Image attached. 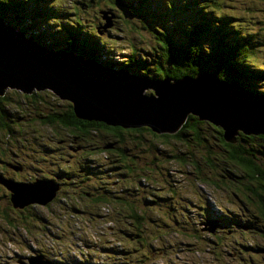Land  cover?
I'll list each match as a JSON object with an SVG mask.
<instances>
[{
	"label": "trees",
	"instance_id": "1",
	"mask_svg": "<svg viewBox=\"0 0 264 264\" xmlns=\"http://www.w3.org/2000/svg\"><path fill=\"white\" fill-rule=\"evenodd\" d=\"M36 1L32 0L24 7L17 8L23 13L18 14L15 12L11 16L5 13L9 0L4 3L3 0H0V15L3 16L4 23L0 27L10 28L9 35L22 39L27 35L32 40L31 42L26 39L29 46H32L34 42H40L44 45L41 34L47 32L49 36L56 40V43L62 40L67 41V45L59 49L74 51L85 57L93 58L95 61L103 62L107 67L126 71L131 75L161 80L164 77L177 79L207 72L215 75L220 80L239 87L245 92L264 96V87L262 86L264 84V64L258 63L259 57L254 55V40L257 35L264 33V19L259 16L258 20H250L251 27L257 25L255 30L242 23L238 24L237 19L240 16L228 15L221 11L224 5L233 0H206L205 8L202 6L203 0H170V5L167 0H157L160 5L164 6L166 4L174 7L180 14V25L185 30L181 31L183 37L180 34H177V36L186 38L187 41L181 53L173 44L175 14L169 12L165 16L158 15L154 10L157 5H143L140 0H106L108 3L104 4H100V0H94L93 6L89 3V0H66L65 2L51 0L49 4H46L45 11L37 8L33 15H28L27 8L29 5L35 3L41 6V2L39 4ZM261 1L264 3V0ZM76 3L82 5V10L94 11L95 9L96 11H104L112 19L117 18V20H120V15L127 11L132 16H138L140 22L144 25V29L159 27L158 35L155 36V41L151 42L148 39L122 34V28L112 32L113 28L98 22L99 18L97 16L87 20L84 13L81 14L79 10L75 9ZM115 6L120 8L118 14L114 10ZM263 11L264 8L261 13ZM39 13H42L39 19H44L46 15L49 16V19L41 21L37 18H31V16ZM72 13L76 14V16L73 17ZM66 19L71 20L75 25L71 26L64 23ZM200 21L206 22L202 23ZM209 30L217 36V39L214 40L211 47H205V50H203L204 36L202 34ZM45 46L50 49L51 47L56 49L54 48L55 45ZM86 46L91 49H86ZM177 47L181 49V44L177 43ZM172 51H177L180 61L172 57ZM260 56H264L263 51H261ZM181 64L186 67L180 66ZM153 93L154 91L149 89L146 94ZM10 94V96H0L2 116L0 130H13L12 127H3L2 123H5L4 120L8 119V109L16 107L17 110L12 112V117L20 116L24 119L38 121L40 126L47 128L52 133L57 135L64 134L61 139H79L80 142H77V144H81L82 148L88 144L94 151L106 152L107 156L111 158V162L108 165L117 167V170H104L102 168L88 170L86 167L78 165L76 168L73 167L75 171L72 174L77 175L79 182L72 181V183L66 179V166L51 168V174L56 179L65 182L62 185L66 186V190H68L67 195L63 194L66 201H68L67 197L72 198L74 196L82 197L81 201L84 198L90 199L89 202L81 203L82 206L77 207L79 211L87 212L89 214L88 218L76 210H72L71 216H66V223H70L71 229H74L75 232H77L76 228L91 227L94 230H98L112 223V228H117L124 233L126 231L123 227L132 230L133 238L135 236L141 237L142 235L139 231H143L150 236L149 241L151 243L157 244V246H149L146 249L141 244L128 242L131 247L129 252L132 258L121 261L120 264H160L159 260L166 264L169 260V253L183 248L179 244L169 245L171 242H180L188 239L189 245L199 249L204 248V241L209 239L204 235L200 236L201 233L197 231L196 226L198 227V225L194 218L189 223L183 217L174 215V222H179L184 226V230H177L175 233H170L164 228L157 229L151 224L144 223L146 215L143 212L145 211L134 204L137 199L146 197L142 194L144 190L135 185V182L140 179L154 184L155 191L151 189V192L160 191L161 193L174 190L176 185L182 183L177 182L180 178L183 180L190 179L189 176L199 180L201 183H205L211 189L229 190L233 188L232 184L236 182H246V186L242 191L232 189V193H234L233 195L241 204H247L245 200H253L255 205L253 212L256 220H259L261 225L258 235H256L257 233L253 234L251 238L238 243L236 248L239 252L249 256L255 251H264V242H260L257 238L264 231V133L239 131L234 136V140H229L222 126L215 125L207 119H200L194 115H189L180 128L170 132L168 130H155L150 125L128 128L121 125H110L102 119L95 120L79 117L76 115L71 101L61 99L49 89H43L38 92H23L22 90L13 89ZM19 112L21 113L19 114ZM163 121L167 124L171 123L166 118ZM5 124L10 126L7 123ZM7 134L9 133L7 132ZM39 134L44 136L42 132H39ZM72 145H76V142ZM57 146L65 151L62 144ZM20 151L24 153L25 149L19 148L17 156L22 155ZM58 156L60 155L58 154ZM27 157L30 162L32 161L31 163L37 164L41 168V165L36 163L39 158L36 159L34 155H28ZM41 157L43 158V155ZM162 159H165V163H161ZM172 160L183 164V167L177 171L173 170L175 168L168 164ZM5 165L6 167H0V182L3 181L2 183L6 189L10 191L14 189V185L6 182V179L24 181L20 184L22 188L26 186V181L33 179V177L19 179L14 176V174L19 172L22 166L21 163L15 165L14 168L10 162H5ZM187 165L190 166V169L186 168ZM140 173L145 174L146 177L140 175ZM91 177H94L95 182L90 189V193L93 195L82 196L84 187L89 186L87 183L90 182L89 178ZM174 177H176L177 181ZM225 178L227 179L225 180ZM110 181L116 183L111 184ZM127 182L131 183L127 184ZM235 185L237 186L238 184ZM64 186L62 190L65 189ZM122 187H125L122 192L132 195L130 198H121L122 192L120 189ZM18 192L15 190L17 199H19ZM98 193L103 195L111 193L116 196L113 198L108 197L106 205L101 206L100 199L102 196L97 195ZM240 196L245 198V200ZM1 198L2 195L0 194V202L2 203ZM54 198L59 199L57 196ZM116 199H119L115 203L117 208H111V204ZM223 199L224 197H221L218 200V204L221 206ZM148 200L151 201V199ZM93 203L102 207L101 212L93 209L95 208ZM118 204L119 206H117ZM32 206L33 204L26 205L23 207L22 212L14 214V217L12 215L14 209L9 210L7 208L11 207V204L4 201L0 205V217L9 222L8 229L12 231L20 226L24 227L25 230H30L32 228L31 224H35L34 219H31L32 213H35L32 210ZM121 209L130 211L132 214H125ZM115 211L118 215L123 213L124 215L120 217H124L127 221H132L136 226L144 224L141 228L124 224L111 215L115 214ZM103 212L110 213V216L106 217ZM136 213L141 217L133 215ZM96 217H103L104 224L96 220ZM212 217L230 226L232 234H235L236 221L229 214L223 211L214 212ZM36 218L44 222L41 219V215H37ZM73 218L77 221H74ZM1 222L3 221L1 220ZM105 222H108V224H105ZM44 225L45 227H41V232L44 229H50L49 225ZM58 225L68 229L63 223ZM52 227L61 233L57 226ZM191 228L197 232L191 234L189 231ZM254 231H246L242 232V234L246 235L247 232ZM6 232L9 237L17 241L20 240L17 234L7 230ZM25 233L33 241L38 235L35 233L29 234L27 231ZM218 235L221 238V235ZM174 236H177L176 240L173 239ZM83 237L81 236L80 240ZM239 240L240 238L236 237L227 239L229 243L238 242ZM213 244L217 246L218 242H213ZM112 249L109 246L105 248V251L110 252ZM237 250L229 252L231 254L232 252H237ZM32 252L29 251L27 256ZM37 252L42 254L41 251ZM27 256L24 252L19 258L26 259ZM10 257L1 247L0 264H8ZM103 264H109V262L105 261Z\"/></svg>",
	"mask_w": 264,
	"mask_h": 264
},
{
	"label": "rangeland",
	"instance_id": "2",
	"mask_svg": "<svg viewBox=\"0 0 264 264\" xmlns=\"http://www.w3.org/2000/svg\"><path fill=\"white\" fill-rule=\"evenodd\" d=\"M5 1L6 0H3V3ZM31 1L32 0H9L5 8V13L11 16L15 12L18 14L23 13L21 10H17V8L18 9L19 7L22 8ZM50 1L51 0H37L36 1L37 3L40 4L41 2V6H38L35 3H33V5H29V7L27 8L28 15H33L36 12L35 9L37 8L39 10L45 11L46 4H49ZM65 1L66 0H58V2H65ZM140 1L143 3V5H149V4H153L154 6L157 5V7L154 10L156 11L158 15L165 16L169 12H173L175 14V18H174L175 21L173 22V31H175V35L173 37V44L180 53L183 52V48L187 41H186V38H181L183 37L181 34V31L185 29L182 28V26L180 25V20H181L180 14L174 9V7L166 5V4H164V6L160 5L157 0H140ZM99 2L100 4L108 3L106 0H100ZM89 3L93 6L94 0H89ZM91 8H94V7H91ZM263 8H264V3L261 0H233L230 3L224 5L221 11L228 15L240 16L237 19L238 24L242 23L243 25H246L249 28H252V30H255L257 29V25H254L251 27L250 20H258L259 16L260 18L264 19V11L263 13H261ZM75 9L79 10L81 14L84 13V16L87 20L93 19L97 16L99 18L97 20L98 22H102L104 25L113 28L112 32L117 31L122 28V34H125L127 36H134L136 38L148 39L151 42L155 41L154 38L155 36L158 35L159 27L144 29V25L140 22L138 16H132L128 14L127 11H124L120 15L121 19L117 20V18L112 19V17L108 16L107 13L104 11H96L95 9L94 11L82 10V5L79 3L75 4ZM114 10L117 12V14L120 12V8L117 6H115ZM71 15L73 17L76 16V14L74 15L73 13ZM41 16H42V13H39L35 16H31V18L39 19ZM0 17L3 18V16L1 15ZM16 18L20 19L18 17ZM47 19H49L48 15H46L44 19H39V20L44 21ZM227 21H230V20H227ZM200 22L204 23L206 21H200ZM64 23H67L68 25H71V26L75 25L74 22H72L69 19H66ZM0 32H1L0 33L1 35L10 37L9 36L10 30L6 28H1ZM177 34H180L181 37L177 36ZM202 36H204L203 50H205V47H211L214 43V40L217 39V36L210 30L203 32ZM41 37L44 41V45H42L40 42L33 43L41 49H45V45H52V46L55 45L54 46V48H56L55 50H58L62 46L67 45V41H64V40L58 41L56 43V40L53 37L49 36L47 32H44V34H41ZM25 38L32 42L31 38L28 37L27 35L25 36ZM23 42H26V41H23ZM177 43L181 44V49H178ZM254 43H255L254 44V47H255L254 55L259 57L258 63L264 64V56H260L261 51L264 52V33L257 35V37L254 40ZM17 45L9 46V49L11 50L13 57H14L12 62L18 65H21V67H24V68H29V66H32L33 68L35 64L31 65V61H30L31 54L27 52L26 56H22L21 52H19L15 47H13ZM25 45L30 51L29 43H25ZM59 45L61 46L56 47ZM52 48L53 47H51L50 49L51 51H48L45 54L49 55V57L52 60H55L59 65H64L60 61H57V55H59V52L56 55V53H54ZM60 56L62 57L63 55H60ZM203 56H206V55H203ZM172 57L180 61L177 51H172ZM69 58H71V62L75 64V57L69 56ZM50 64H53V62L49 63V65ZM96 64L97 66L99 65L98 63ZM46 65L47 64H45V61H42V65H41L42 68L46 70L54 71L56 75L58 74L64 79H67V81L72 79L71 78L72 71L69 70L68 67L59 66L56 68V67H50V66L48 67ZM180 66L186 67L183 64H181ZM101 67L105 69L102 65ZM123 72L126 73L125 71ZM195 76L196 75H191L192 78ZM87 77L89 78V75ZM102 78L101 77L91 78L90 81L91 83L96 84L98 81L102 80ZM9 80H13V79H9V77L1 79L0 86L4 85ZM198 80L199 79L196 76L195 80H193L192 82L197 85H204V81H198ZM215 84L217 87L222 86L218 83H215ZM262 86L264 87V84H262ZM7 87H10V86H7ZM24 87L26 88L27 86H24ZM11 88L12 89L7 88L6 94L4 96L11 95L10 94L11 91L15 89L14 87H11ZM146 89H147L146 90L147 92L149 91V89H152V88H146ZM15 90H18V89H15ZM198 90L202 92L201 86H199ZM38 91H41V90H37L35 88L32 92H38ZM200 92H197L196 88H193V89L189 88L188 92L184 90V93H183L182 91L178 90L176 93L179 97L180 96L186 97V100L189 102V104H193L195 102L197 103L198 106L202 105L204 108L208 107L210 104V101H213V95L212 94L207 95L206 98H208V100H206L205 99L206 94L200 93ZM118 94L121 95V92H118ZM145 96L147 95H145L144 93L143 94L141 93L137 96L136 99L141 104H144L146 106L145 109L151 108L150 103L152 102V100H149V99L146 100ZM173 96H176V94L170 95V97H173ZM122 101H125V100L122 99ZM104 102L105 100L100 101L99 107L102 106ZM123 105L116 104L112 108L109 107L110 109L104 108L101 113L105 114V116L112 119V117L115 114H117V112L121 109ZM159 105H160L159 107L161 106L163 107L161 108V112L164 115V117L167 120H169V122H173L177 118L183 116L184 111H185V110H182L176 116L174 115V112H173L170 116H168L165 110H168L171 106L175 104L171 102V103H166L165 105L164 103L165 105L164 106L162 104V101H160ZM14 110H17V108L13 107L12 109H8V114H7L8 119L4 120L5 123L10 125L8 126V128L12 127L13 130H8V131L6 129L0 130V167H6L5 162H10L13 165L12 166L13 168L18 163H21L22 166L19 169V172L14 174V176H16L19 179H23V177H30V178L33 177L32 180L37 179V181L33 182L32 180H29L31 182L26 184L24 188L20 187V184L18 185L13 184L14 185L13 188L16 190V192L19 191L18 192L19 199L17 200H16L17 193L15 195V190L13 188H12L13 190L11 191L9 189H6L5 185L2 183L3 181L0 182V194L2 195L1 201L2 203L5 201L6 203L11 204V207H7V208H9V210L14 209L13 214H12L13 216L16 213H19V212L21 213L23 210V207H25L26 205L33 204L32 210L35 211V213H32L31 219H34V222L36 225L31 224L32 228L30 230H25L24 227L20 226L18 229L12 231L8 229L9 222L0 217L1 218L0 219V249L2 247L6 251L8 256L9 257L11 256L9 258L10 261L9 262L7 261L8 264H18L17 261H14V259H16L18 255L24 254V252L27 256V253L33 250L32 247L40 248L42 253L49 255L55 260L57 257L61 258L62 260L66 261L64 264H69L68 262L73 260L72 256H74V253L77 251L73 242L78 241L80 237L83 235H93V230L91 227L87 229L76 228L77 232L70 236L71 233L67 231L64 228V226L59 227L58 224L63 223L65 224L66 228H68V230H71L70 223H66L65 220H67L66 216L69 217L72 215V210H76L80 214L88 218L89 214H87V212L79 211L77 207L82 206L81 203L89 202L90 199L84 198L81 201L82 197L74 196L72 198L67 197L68 201L66 200L64 201L63 199L59 197L61 196V191L58 193L57 192L52 193V190L54 189V184L62 185L65 182L59 179H56V178L47 179V178H51L49 176H53L51 174V168L56 167V166H63V167L66 166L67 168L65 172L67 174V177H66L67 181L68 182L70 181L79 182L77 175L72 174L75 171L73 167L76 168L78 165L80 167L81 166L86 167L88 170H94V169L98 170L99 168H102L104 170H117V167L113 165H108V163L111 162V158L107 156L106 152L94 151L93 148L89 147L88 144L86 147L82 148L81 144H77V142H80L79 139H69V138L61 139L62 137H64V134L57 135L55 133H52L47 128L40 126L38 121L24 119L20 116L12 117L11 115ZM140 111L141 110H137L134 116H131V117L127 116L126 118L122 117L121 122L124 124L130 123V122H137V116ZM200 112L203 114L206 113V111H200ZM20 113L21 112H19V114ZM189 115H194L200 118L201 114L189 113L187 115V118L189 117ZM1 117L2 116H1V111H0V120H1ZM224 118L231 119V117L230 116L227 117L226 114ZM247 118L246 120L251 122V120ZM200 119H203V118H200ZM238 119L240 120V118ZM95 120H98V119H95ZM5 123H2L3 127H7ZM254 123L257 125V128L259 129V131L264 129V124L255 122V120H254ZM229 124L231 123L229 122ZM110 125H120V124H110ZM131 127H138V126H128V128H131ZM7 132L9 134H7ZM39 132H42L44 136H41ZM74 142H76V145H72ZM60 144L64 146L65 151L62 148H59L57 146ZM19 148L25 149L24 153L20 151L22 154L21 156H17V151L19 150ZM58 154L60 156H58ZM28 155L29 156L34 155L36 159L39 158L36 163L40 164L41 168H39L37 164L31 163L32 161L31 162L29 161V158L27 157ZM42 155L44 159L41 157ZM23 156H25V158H23ZM12 158H18V159L13 160ZM161 163H165V159H162ZM168 164H170L172 168H175L173 170H176V171L179 168L183 167V164H180L179 162L173 161V160L170 161ZM186 168L190 169V166L187 165ZM140 175L146 177L145 174L140 173ZM189 177L190 179L183 180L180 178L178 181L176 180V177H174L177 182H182V183L181 184L179 183L178 185H176L174 190L169 191L167 193H161L160 191L151 192V189L155 191L154 184L148 183L144 181L143 179H140L138 182H135L136 186L140 187L141 190H144L142 192L143 196L144 195L146 196L145 198L137 199L134 203L140 209L145 211L143 212L146 215L145 217L146 221L144 223L151 224L155 226L157 229L164 228L170 231V233H175L177 232V230L179 231L184 230V226L181 223L174 222L175 216L178 215L180 217H183V219L187 220L189 223H190V220L194 218L196 219L195 222L198 225V227L196 226L197 231L201 233L200 236L204 235L207 238H209L208 241L203 240L205 242V247L199 248V249H196L195 247L189 245V243L187 242L188 239H184L185 241H180V242H171L169 245L179 244L183 246V248L176 249L175 252L169 253L168 254L169 260L166 264H244V262L245 264H264V251L262 250L255 251L251 256H249L245 253L239 252L237 248L233 246L235 242L229 243L227 241V239L229 238L236 237V238H240L238 242H243L244 240L251 238L253 234L257 233L256 235H258L259 230H260L261 223L259 220H256V217H241L240 215V213H242L243 210L254 211L255 205H254L253 200L251 199L245 200V198L240 196L241 198L245 200V203H247V204H241L237 200V198L233 195L234 193H232V189L242 191V189L246 186V182L245 183L236 182L232 184L233 188L229 190L211 189L205 183H201L199 182V180H196L191 176ZM90 179H94V177H91ZM226 179L227 178H225V180ZM110 183L115 184L116 182L110 181ZM130 183L131 182H127V184H130ZM87 184L89 186L88 187L85 186L84 189L90 190L91 187H93V184L91 182H88ZM235 184H238V185L236 186ZM124 188L125 187H122L120 191L122 192ZM66 189L67 188L65 187V189L62 190V193L64 195L68 194V190ZM44 191L45 193L43 194ZM52 195H56L57 197H59V199L54 198L56 196L53 197ZM87 195H93V194L89 192ZM97 195L102 196L100 199L101 206L106 205L108 197L113 198L116 196V195H112L111 193H105V195H103L102 193H98ZM131 196L132 195L127 192H122L121 194V198L123 197L130 198ZM221 197H224V199L221 201L222 205L226 206L229 211L238 212L237 214L234 215L235 217H237L234 219L236 221L235 224L237 225L235 234H232V231H230L228 234V229L230 228V226H228L225 223L220 224V227L219 228L217 227L216 230H214V232L210 230L203 231V228L212 229V227L210 225L205 226V223H202L200 221V219L202 218V214H209L207 215V217L216 219V222H219L217 218L212 217L213 216L212 211L221 212L223 210L218 204V200ZM148 199H151L152 202L149 201ZM13 200L15 201V204ZM117 201H119V199H116L111 204V208H114V209L117 208L115 204ZM2 203L0 202V205ZM46 203L47 205H45ZM93 204L95 205V208L93 209L97 212H101L102 207L99 206L98 204H95V203ZM117 206H119V204ZM121 211H123V213L125 214H132L130 211H126L122 209ZM123 213L121 215H118V213H116L115 211V214H111V215L114 218H118L122 223L127 224L129 226L141 228L142 225L144 224L143 223L142 225L136 226L132 221H127L124 217L121 218L120 216H123L124 215ZM36 214L39 216L41 215V219L44 220L45 223L38 220L36 218L37 216ZM133 215L136 217H141L138 213L133 214ZM1 220L3 222H1ZM74 221H77V220L74 219ZM44 224L49 225L50 229L48 230L44 229L41 232V227H45ZM111 224L112 223H110V225L103 226L101 231L99 232V234L102 237H105V239L106 238H109V239L118 238L119 240L127 242V243L132 242L136 244H141L146 249L149 246H157L156 243H151L149 241L150 236L146 235L143 231H139V233L142 235L141 237L135 236L133 238L132 230H129L123 227L124 230L126 231V233H124L121 230H118L117 228H112ZM52 226H57L60 229L61 233H59L57 229H55ZM6 230L13 234H17L20 237V240L17 241L9 237ZM251 230H255V231L247 232L246 235L242 234V232L251 231ZM26 231L29 234L31 233L38 234L36 235V238L34 241L27 237L25 233ZM189 231L191 232V234H195L197 232L195 229H192V228L189 229ZM218 234L221 235L222 239L220 238ZM257 238L260 242H264V231L261 233L260 237H257ZM173 239L176 240L177 236H174ZM213 242H218V245L214 246ZM29 245L32 247H30ZM232 250H237V252H232L230 254ZM61 255L62 257H60ZM91 255L92 257L97 256V254L95 253H92ZM159 263L165 264L162 260H159Z\"/></svg>",
	"mask_w": 264,
	"mask_h": 264
},
{
	"label": "water",
	"instance_id": "3",
	"mask_svg": "<svg viewBox=\"0 0 264 264\" xmlns=\"http://www.w3.org/2000/svg\"><path fill=\"white\" fill-rule=\"evenodd\" d=\"M1 28L2 27H0V30ZM11 37H13V35H11ZM10 45H17L13 47L21 52L22 56H26V52H30L31 57L38 53H45V49L38 50L35 46H32L29 51L25 43L20 44L17 42V40L0 34V80L4 79L5 77L13 79L0 86V96L5 95L7 88L12 89L11 87L22 90L23 92H31L35 88L37 90L49 89L50 91H53L56 95H58L61 99H67L71 101L73 104V109L77 116L85 119H102L108 124H120L124 127L150 125L155 130H168L170 132L177 130L185 122L187 115L196 111L195 114H201L200 118L207 119L215 125L222 126L225 129V135L229 140H234V136L239 131H243L245 133H264V129L259 131L257 125L254 123L255 120V122L264 124V96L245 92L231 83H225V81H221L211 73L203 72L196 75L199 79L198 81H204V85H197L192 82L193 80H195L196 76L193 78L187 76L177 79L164 78L154 82L142 76L139 77L137 75H131L126 71V73H124L123 71L116 68L107 67L105 63L95 61L93 58L84 57L82 68L84 77L82 76L77 78L74 74L75 70H73L71 77L72 79H70L71 81L68 80V82L67 79H64L58 74L56 75L54 71L42 68V62L34 63L30 60L31 65L35 64L33 68L32 66H29V68H24L21 67V65L13 63L12 61L14 57L11 50L9 49ZM86 49L91 48L86 46ZM64 62H66L70 66L66 59H64ZM96 63L102 65L105 69H103L99 65L97 66ZM46 66L55 67L53 64ZM88 75L89 78L87 77ZM96 77L103 78L96 84L91 83L90 79ZM215 83H218L222 86L217 87ZM24 86L29 87L25 88ZM199 86H201L202 92L198 90ZM146 88H152L154 93L146 94ZM189 88H196L197 92L205 93L206 100L208 99L206 98L207 95L212 94L213 101H210L209 106L205 108L202 105L198 106L195 102L193 104H189V102L186 100V97H179L176 93L178 90L182 91L183 93L184 90L188 92ZM117 91L121 92V95L118 94ZM141 93L147 95L145 96L146 100L149 99L152 100L153 103H155H150L151 108L145 109L146 106L144 104H141L136 99L137 96ZM171 94H176L177 98L176 96L170 97ZM121 98L125 101H122ZM98 100H105L104 104L102 105L103 107H99L100 101ZM160 101H162L163 105L164 103L166 105V103L171 102L175 104L168 110H165L168 116H170L173 112L176 116L182 110H185L183 116L177 118L170 124L165 123L163 121L165 117L161 112V108L163 107H159ZM106 102L110 106L107 105ZM242 103L248 105L247 108H245L246 111L241 108L242 106L240 105ZM116 104L124 105L117 112V114L112 117V119L101 113L104 108H112ZM135 110H141L138 113L137 122H130L126 124L121 122L122 117L126 118L127 116H134L136 114ZM153 110L156 111L154 112ZM200 111H206V113L203 114ZM225 114L227 117L230 116L231 119L224 118ZM238 118H240V120ZM246 118L251 120V122L247 121ZM229 122L231 124H229ZM5 181L15 185L22 184L24 182L15 181L12 179H6ZM55 188L56 186L52 190V193H56ZM44 193L45 191L43 192V194ZM42 256L43 255L34 253L31 255V257H27L29 259L27 263H21L46 264L41 260Z\"/></svg>",
	"mask_w": 264,
	"mask_h": 264
},
{
	"label": "bare ground",
	"instance_id": "4",
	"mask_svg": "<svg viewBox=\"0 0 264 264\" xmlns=\"http://www.w3.org/2000/svg\"><path fill=\"white\" fill-rule=\"evenodd\" d=\"M4 23H3V19L0 17V26H2ZM48 51H51L50 50V48H48V47H46L45 46V53L46 52H48ZM53 51H54V53H56V55H57V53L59 52V55H57V57H58V61H60L61 63H63L64 65H66V66H68L69 67V69L71 70V71H73V70H75V72H74V74H75V76L77 77V78H79V77H84V75H83V70H82V68H83V59H84V55H82V54H78V53H76V52H74V51H66V50H63V49H58V50H55V49H53ZM45 53H38V54H36V55H34V56H32L31 57V61H33L34 63H41L42 61H45V64H47V65H49V63H51V62H53V65L55 66V67H59V66H61V65H59L55 60H52L50 57H49V55H47V54H45ZM29 54H30V52H29ZM26 55H27V52H26ZM60 55H63L62 57L60 56ZM69 56H71V57H75V64H73L72 62H71V58H69ZM64 59H66L67 60V62L70 64V66L66 63V62H64ZM148 80H150V81H154V82H156V81H159V80H157V79H148ZM79 82V81H78ZM30 83V82H29ZM151 83V82H150ZM22 87V86H21ZM20 87V88H21ZM28 87V86H27ZM26 87V88H27ZM211 98V97H210ZM208 100V99H207ZM245 100V99H244ZM246 101V100H245ZM251 101V100H250ZM85 106V105H84ZM240 106H242L241 108L243 109V110H245L246 111V109L245 108H247V106L248 105H246V104H244V103H242ZM81 109V108H80ZM239 110H241V109H239ZM244 111V112H245ZM253 112V111H252ZM194 113H196V111L195 112H192V114H194ZM60 189V185H58V186H56V188H55V192H58V190ZM208 224L207 223H205V226H207ZM212 231V232H214V230L215 229H206V228H203V231Z\"/></svg>",
	"mask_w": 264,
	"mask_h": 264
},
{
	"label": "flooded vegetation",
	"instance_id": "5",
	"mask_svg": "<svg viewBox=\"0 0 264 264\" xmlns=\"http://www.w3.org/2000/svg\"><path fill=\"white\" fill-rule=\"evenodd\" d=\"M10 38H11V39H15V38H13V37H11V36H10ZM15 40H16V39H15ZM5 78H6V77H5ZM70 182L72 183V181H70ZM63 186H64V185H60V189L58 190V192L61 191V196H59V197L65 201V200H66V199H65V196H64L63 193H62V187H63ZM64 187H66V186H64ZM58 192H57V193H58ZM89 192H90V190H86V189H84V190H83V195H82V196L87 195ZM32 251H39V249H34V248H33Z\"/></svg>",
	"mask_w": 264,
	"mask_h": 264
},
{
	"label": "clouds",
	"instance_id": "6",
	"mask_svg": "<svg viewBox=\"0 0 264 264\" xmlns=\"http://www.w3.org/2000/svg\"><path fill=\"white\" fill-rule=\"evenodd\" d=\"M9 36H11V35H9Z\"/></svg>",
	"mask_w": 264,
	"mask_h": 264
}]
</instances>
